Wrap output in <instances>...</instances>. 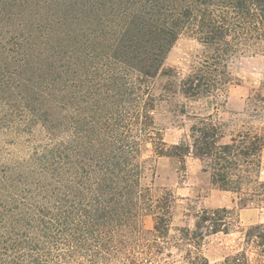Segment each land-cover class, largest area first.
I'll return each instance as SVG.
<instances>
[{
  "label": "trees",
  "instance_id": "16d2710c",
  "mask_svg": "<svg viewBox=\"0 0 264 264\" xmlns=\"http://www.w3.org/2000/svg\"><path fill=\"white\" fill-rule=\"evenodd\" d=\"M184 34L206 49L186 74L166 66ZM244 54L264 55V0H0V133L25 135L26 145L41 136L24 157H0V264H138L143 214L161 249L175 196L143 184L149 145L200 159L240 208H264V120L251 123L264 119L261 96L228 140L223 123L196 115L170 144L154 114L159 76L174 94L215 103ZM236 230L242 247L219 264H264V223L241 227L228 207L180 228L189 262L212 264L201 240Z\"/></svg>",
  "mask_w": 264,
  "mask_h": 264
},
{
  "label": "rangeland",
  "instance_id": "374dc122",
  "mask_svg": "<svg viewBox=\"0 0 264 264\" xmlns=\"http://www.w3.org/2000/svg\"><path fill=\"white\" fill-rule=\"evenodd\" d=\"M205 51V47L195 37L184 34L171 49L166 66L178 68L186 74L203 59ZM230 71L235 80L215 103L206 97L187 98L179 92L174 94L167 88L166 77L155 79L152 89L158 98L155 119L168 143H178L183 139L196 121V115L210 116L215 122L223 123L227 133L224 140L229 139L231 132L241 128L243 121L248 118L247 114L257 103L256 99L261 96L264 101V55L244 54L235 57L230 62ZM263 120L252 119L251 123L262 126ZM4 132L6 134L0 133V152L4 150L0 157L3 158L5 151H9L15 159L24 157L27 145L39 141L41 136L38 134L43 133L39 127L36 128L38 137L35 140L26 136V145L25 135L19 137L8 130ZM143 158L146 160L143 184L155 191L171 190L175 202L169 239H160L161 249L153 243V217L143 214L139 223L141 234L137 236V242L132 243L135 247L133 252L141 257L138 264H191L180 228H194L197 212L202 209L234 208L239 212L241 227L264 223V208H240L236 194L213 184L210 171L206 170L205 163L200 159L189 156L182 162L177 157L159 156L152 151L151 145L144 150ZM261 178L264 179V152ZM242 241L240 230L207 235L201 240L199 253L212 264H219L226 255L236 253L242 247ZM125 261V264H135L133 258Z\"/></svg>",
  "mask_w": 264,
  "mask_h": 264
}]
</instances>
